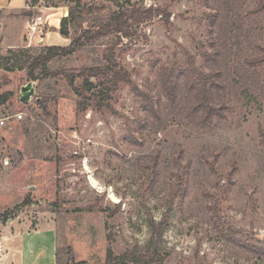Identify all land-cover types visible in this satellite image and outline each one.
<instances>
[{
    "label": "rangeland",
    "instance_id": "1",
    "mask_svg": "<svg viewBox=\"0 0 264 264\" xmlns=\"http://www.w3.org/2000/svg\"><path fill=\"white\" fill-rule=\"evenodd\" d=\"M31 1L22 12L23 0H12L15 14L0 10V49L28 46L30 40L32 45H68L70 39L57 32L67 0ZM260 1L240 0L230 10L226 30L233 76L244 75L253 88L236 86L225 116L206 128L182 115H172L165 128L151 127L153 119L136 92L156 102L160 71L175 68L179 74L189 61L208 72L204 53L212 52L215 33L207 16L215 11L206 0H130L163 9L169 17L141 23L116 49V62L131 83H120L111 108L102 112H79L63 79L59 97L46 110L39 105L36 82L34 94L22 102L21 88L32 81L23 71L0 67V94L12 93L0 105V117L21 114L0 126V233L6 227L21 233L41 227L43 237L49 227L55 248L69 247L75 261L103 264L108 234L116 255L139 251L152 236L154 221L164 225L161 264H264V63L250 68L245 62L264 53V10L254 12ZM37 15L44 24L32 39L27 25ZM102 53L101 46H87L63 63L91 66ZM146 116L149 124L142 129ZM150 157L158 172L152 190L149 171L141 165ZM6 210L10 213L4 217ZM54 255L51 250L42 264H54ZM16 260L21 264L20 257Z\"/></svg>",
    "mask_w": 264,
    "mask_h": 264
},
{
    "label": "trees",
    "instance_id": "2",
    "mask_svg": "<svg viewBox=\"0 0 264 264\" xmlns=\"http://www.w3.org/2000/svg\"><path fill=\"white\" fill-rule=\"evenodd\" d=\"M109 4H84L81 0H67V15L60 19L57 32L70 39L65 46L36 44L30 46L7 47L0 49V67L7 71H23L29 81L36 82L39 105L44 110L48 103H55L59 97L58 81L63 79L71 88L76 97V109L86 112L92 108L102 112L105 108H111L110 101L113 93L118 90L120 83L130 84L129 73L119 67L115 52L125 38H130L134 30L141 23L153 16H161L168 20L169 15L158 7L141 6L132 4L130 0L118 2L109 0ZM214 11L208 14L210 28L215 33L211 38L212 52L204 53L209 66L208 72L198 71L193 62L179 74L174 68H164L158 74V83L161 87L157 92L156 102L148 93L136 89L142 97V105L153 122L151 127L165 128L172 115H182L188 123L198 128H206L214 118H223L227 102L232 95L237 94L236 86L252 89L253 85L245 76L236 79L229 66L230 49L226 44V30L229 25V13L240 5V0H206ZM30 0H26L29 6ZM37 0H32L31 4ZM55 6V4H51ZM264 10V0L254 12ZM31 15V12H26ZM55 30V29H54ZM71 30L73 33H71ZM101 46L103 53L101 60L94 65L80 68L67 67L63 60L72 56L81 48L87 46ZM262 49V48H261ZM264 52V48L262 49ZM249 67L264 63V53L254 59H246ZM244 62V63H245ZM229 66V67H228ZM238 71V66L235 67ZM256 80L259 75L255 72ZM174 84L172 87L171 84ZM231 90V91H230ZM230 92V93H229ZM162 94L165 102H162ZM11 92L0 94V105L6 104ZM231 96V97H230ZM142 127L149 124L148 116ZM156 123L157 126L154 124ZM261 141L264 143V131H260ZM149 172L146 174L148 187H155L158 172L157 161L150 157L141 164ZM10 213L6 210L2 215L7 217ZM152 236L142 250H125L120 255L114 253L112 237L107 235L108 246L103 264H161L163 256L159 253L158 243L161 240L163 223L150 222ZM55 264H90L88 261H75L71 256L69 247L55 248Z\"/></svg>",
    "mask_w": 264,
    "mask_h": 264
},
{
    "label": "crops",
    "instance_id": "3",
    "mask_svg": "<svg viewBox=\"0 0 264 264\" xmlns=\"http://www.w3.org/2000/svg\"><path fill=\"white\" fill-rule=\"evenodd\" d=\"M11 2L12 0H0V10L13 13L12 8L10 7ZM18 9L19 12L28 9L26 0H23V6ZM56 27L57 25H55V28ZM11 45L14 46L13 44ZM45 228L44 234L47 235V238H45L44 234L43 237L41 236V227H37L31 231H24L22 233L16 229L12 230L7 227L6 229H3V232L0 233V238H2L4 242L3 248L0 251V264H15L17 256L18 259L20 257L21 264H42L45 260H49L50 251L54 250L55 254V232L49 227ZM16 242H21L22 247H20V250L16 248Z\"/></svg>",
    "mask_w": 264,
    "mask_h": 264
},
{
    "label": "built area",
    "instance_id": "4",
    "mask_svg": "<svg viewBox=\"0 0 264 264\" xmlns=\"http://www.w3.org/2000/svg\"><path fill=\"white\" fill-rule=\"evenodd\" d=\"M43 24H44V20H43V17L41 15H37L34 18H32V20L27 25V29L29 31V38L33 39L35 32H37V31L41 32V26H43ZM30 45H32L31 40H30L28 46H30ZM15 117L20 118L21 114L16 113L13 116L6 115L5 117H0V126L3 125L8 120H10L11 118H15ZM3 243H4L3 239L0 238V251L3 248Z\"/></svg>",
    "mask_w": 264,
    "mask_h": 264
},
{
    "label": "water",
    "instance_id": "5",
    "mask_svg": "<svg viewBox=\"0 0 264 264\" xmlns=\"http://www.w3.org/2000/svg\"><path fill=\"white\" fill-rule=\"evenodd\" d=\"M35 83L34 81L29 82L28 84L22 86L20 99L22 102H28L31 96L34 94Z\"/></svg>",
    "mask_w": 264,
    "mask_h": 264
}]
</instances>
